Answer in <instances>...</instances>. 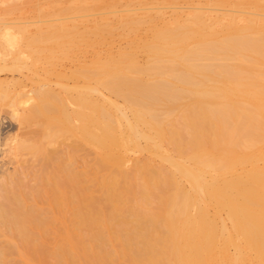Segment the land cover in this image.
Returning a JSON list of instances; mask_svg holds the SVG:
<instances>
[{"label": "bare ground", "instance_id": "obj_1", "mask_svg": "<svg viewBox=\"0 0 264 264\" xmlns=\"http://www.w3.org/2000/svg\"><path fill=\"white\" fill-rule=\"evenodd\" d=\"M95 1L67 11L114 6ZM193 15L153 24L151 37L117 56L96 51L85 85H75L73 113L60 93L35 94L41 139L14 152L41 161V183L33 193L1 185L0 264L10 255L30 264H264V20ZM122 24L135 33L142 22ZM79 27L49 25L32 37L20 30L19 40L29 57L52 64L74 40L96 48L113 31L107 18L95 22L93 39ZM23 53L4 57L15 64ZM100 88L122 98L132 118L95 97ZM59 139L79 140L75 150L89 157L82 173L69 163L75 151L56 165L48 147ZM142 153L149 159L133 161ZM33 200L47 205L28 206Z\"/></svg>", "mask_w": 264, "mask_h": 264}, {"label": "rangeland", "instance_id": "obj_2", "mask_svg": "<svg viewBox=\"0 0 264 264\" xmlns=\"http://www.w3.org/2000/svg\"><path fill=\"white\" fill-rule=\"evenodd\" d=\"M78 2L80 3V0H0V187L1 185H5L6 187L9 186L11 188H14L19 184H23L28 189V191L32 190L31 193H33L38 188V186H35L41 183L39 180L40 178L38 177L41 169V161L37 157H33L32 152L29 150H24L25 152L23 150H20L19 152L21 153H19L18 151V154L15 153L16 148L19 146V144H22L23 142L25 143L27 141V143L25 144L33 146L36 143L35 140L37 141L38 139L39 141L41 139V133H39L38 131L41 129L39 128V122H41V119L39 116H37L38 114L36 113L37 111L35 108L37 102L35 100H37L39 96H35V94L39 95L40 91L44 89L51 90L52 92H48L50 94L52 93V95L60 93L62 97L60 95L59 96L62 100L65 96V103H63L67 111H70L71 109V111L68 112L73 113L75 111L74 109L77 110V107L75 108L76 105H74L73 102L78 95L75 85H78L77 88H80L81 85H85L86 79L83 75L86 74V68L90 67V65L92 64L96 51H100L102 57L104 58L109 54H111L112 56H117L118 53L129 51L133 46L137 47L141 44L140 42L147 40V38H149V36L152 34V31H150V29L152 30L153 24L161 25L165 22L174 23L176 20L175 18L180 20L181 18L183 20L185 18V20H187L189 18H192L193 14L196 15L197 13H204V15H207L208 17L213 15L212 17L223 18L227 22L230 20V18H232L231 16L237 18H242L245 16L246 18H248L252 16V18L255 17L256 19L258 18L260 20H264V10H260L254 6L255 4L261 2L264 3V0H96L95 3L113 4L114 6H112L111 8L108 7V9H96L88 12H82L78 10L67 11V9L69 8L74 9L80 6L81 3L79 4ZM131 16L140 18L142 24L137 28L135 33L130 31V34L129 28L124 26L122 23L124 20H128V18H130ZM124 17L125 19H123ZM106 18L109 24H111L113 31L111 33L105 32V34L103 35V43L101 45L97 46L96 48L89 45L83 50L84 47L82 48L83 45L81 41L74 40L73 44L75 46V49L73 48L72 50H69V48L71 49V47L66 46V52L70 51L66 55L67 57L61 52L59 53L58 51V53L56 54L57 58L55 57L56 60H58L57 62L52 60L54 62L52 63L51 61L52 64H50V62L46 61L45 59L42 60L41 58H38L36 55L33 56V54L29 57V55H27L28 49H25L26 43H23L26 41L22 40L21 44V40H19L21 33L19 34L18 32L20 30L25 31L26 36L32 37L36 36L38 32H45L46 30H48L49 25H64L66 27H70L74 24L77 27L80 26L78 29L81 33H84L86 31L87 33L89 32L91 38L93 39L92 31L94 29L95 22L99 23L102 19ZM74 22H76L77 24ZM227 22H225V24ZM92 24L93 27L91 26ZM24 27H27V29ZM16 31L17 33H15ZM9 36H11L10 38L14 40L15 44L13 46H8L9 40L7 37ZM133 41L134 43L132 44ZM77 42H79V45ZM75 43H77V45H75ZM17 48H24V53L22 54L20 61L17 62L18 64L16 62L14 64V62L11 61L12 59H6L4 56L5 54L7 55L10 54V52L12 53L14 50H17ZM73 50H75L74 53L72 52ZM59 54H61V56H59ZM137 56L138 61H140L141 64H144L146 62L145 55L142 52H138ZM81 77L84 80L81 79ZM61 80H63L62 83L64 85H62ZM60 83L61 86L59 87ZM95 85L96 84L94 83L93 86ZM67 86H70V91L72 89H75V91L72 90L71 92H68L69 89ZM82 87L80 89H82ZM102 89L103 88H100L99 94H94L95 97H98V95L99 97L105 96L106 98H109L111 102L117 104L119 107H121L122 105L123 106L121 108L124 107V103H122L124 101L122 98L115 96L109 91L108 94L107 90L105 89L103 90L104 92H106L103 93ZM37 90H39V92ZM64 90L68 93H66ZM62 91L64 92L62 93ZM69 95H72L68 98L71 101H68V99H66ZM112 95H114V97ZM32 96H34L35 98ZM13 98H15L16 101ZM28 107L31 111V114L28 110ZM71 107L74 108L73 111ZM124 111H126L125 113L128 118H132L131 112H129L128 109H124ZM34 113H36L35 116ZM28 114H30L31 116ZM27 116H30V118H28ZM34 120L37 123H35ZM35 128L38 129L36 130ZM34 129L36 132H34ZM28 134H30L31 136ZM32 135L35 136L34 141H32L34 139ZM58 141L61 142L59 143ZM58 141V144L55 145V148L53 146L54 149L52 148V145H54V143L49 145L50 147H48L53 154H57L56 157H54L56 165H58V162L59 164L64 163L66 159L64 160L63 156L66 155L65 158H67V155H73L75 151L74 155L76 157L74 156L73 158H71L72 160L70 159L69 163L76 172L79 171L80 173H82V170L84 168L83 163L85 164L86 161L89 160V157L86 156L84 152L81 153V149L75 150V144H80L79 140L71 139L65 141V139H59ZM67 142L71 143L67 144ZM59 157L61 158L60 161ZM149 157L150 156L147 153H142L140 155L133 156V161H135V158H137L136 163H138L140 161L142 162L143 160L149 159ZM40 201L41 200H39L38 202ZM40 203L41 205H39ZM40 203L38 204L37 201L33 200L29 201L28 206L40 207L43 206L42 203L45 204L46 202L43 200ZM6 240L7 238H4L3 235H0V249L7 248ZM11 256L12 255H10L9 262L7 261L8 264H30L25 258L19 255H13L12 257Z\"/></svg>", "mask_w": 264, "mask_h": 264}]
</instances>
